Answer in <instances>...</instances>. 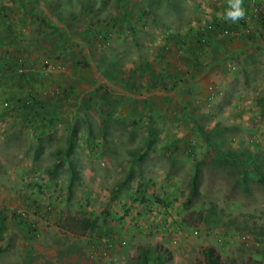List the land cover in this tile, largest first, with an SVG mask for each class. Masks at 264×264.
<instances>
[{
    "label": "rangeland",
    "instance_id": "374dc122",
    "mask_svg": "<svg viewBox=\"0 0 264 264\" xmlns=\"http://www.w3.org/2000/svg\"><path fill=\"white\" fill-rule=\"evenodd\" d=\"M226 7L0 0V264H264V0Z\"/></svg>",
    "mask_w": 264,
    "mask_h": 264
},
{
    "label": "trees",
    "instance_id": "16d2710c",
    "mask_svg": "<svg viewBox=\"0 0 264 264\" xmlns=\"http://www.w3.org/2000/svg\"><path fill=\"white\" fill-rule=\"evenodd\" d=\"M260 16L263 17V22H264V14H261ZM25 103H29V100H26ZM75 144H76L75 137L70 136L69 137V145H68V153L69 154L71 153ZM253 169L259 175V179H258L259 182L264 183V171L261 168V166L256 165V166H254ZM129 174H131V172ZM197 176H198V171L196 170L195 175L192 177L191 182H190V193H189V196L187 199L188 201H190L197 194V185H196ZM123 184H124V181L119 184V190L122 189ZM89 224H91V223H87V225H89ZM147 261H148V254H147V251H144L143 259L141 260V262L146 263ZM141 262H139V263H141Z\"/></svg>",
    "mask_w": 264,
    "mask_h": 264
},
{
    "label": "clouds",
    "instance_id": "9594fccd",
    "mask_svg": "<svg viewBox=\"0 0 264 264\" xmlns=\"http://www.w3.org/2000/svg\"><path fill=\"white\" fill-rule=\"evenodd\" d=\"M246 11L243 7V0H227V7L224 10L222 19L231 23H237L245 19Z\"/></svg>",
    "mask_w": 264,
    "mask_h": 264
},
{
    "label": "crops",
    "instance_id": "0c3cea01",
    "mask_svg": "<svg viewBox=\"0 0 264 264\" xmlns=\"http://www.w3.org/2000/svg\"><path fill=\"white\" fill-rule=\"evenodd\" d=\"M77 54V53H76Z\"/></svg>",
    "mask_w": 264,
    "mask_h": 264
}]
</instances>
